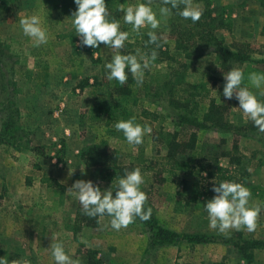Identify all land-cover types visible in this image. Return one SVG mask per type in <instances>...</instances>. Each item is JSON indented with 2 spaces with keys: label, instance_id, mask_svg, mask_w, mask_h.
<instances>
[{
  "label": "rangeland",
  "instance_id": "374dc122",
  "mask_svg": "<svg viewBox=\"0 0 264 264\" xmlns=\"http://www.w3.org/2000/svg\"><path fill=\"white\" fill-rule=\"evenodd\" d=\"M9 2L0 0V9ZM139 2L143 0H106L117 19L124 15L118 10L120 3ZM194 2L203 12L208 8L220 17L222 26L216 30L217 36L229 48L245 52L250 60L224 62L212 51L187 59L177 49L173 27L194 25L191 20L173 14L164 17L156 30L160 47L154 44L145 47L146 33L150 30L145 27L140 32H131L129 41L119 50L121 54L134 53L137 48L149 54L152 49L157 51L156 60L150 62L145 72L143 85L134 81L128 99L111 96L112 81L106 78L104 65L114 51L103 44L96 49L80 46V38L68 19L76 9L74 0H34L33 6L14 20L0 22V49L4 52L0 58V105H8L11 99L16 103L24 137L21 147L15 148L2 143L0 136V257L7 256L9 260L26 257L32 264H54L47 249L57 234L66 251L80 264H159V254L169 255L170 252L145 249L149 237L140 225L115 231L110 227L111 218L105 216L98 226H87L88 216L67 189L78 179L95 181L102 189L112 184L115 188L118 182L104 180L107 172L82 158L84 150L97 145L100 152L108 148L116 151L121 166L141 168L147 204L166 227L181 234L204 233L225 240L203 244L185 259L182 254L178 256L181 263L176 258V264H264V249L248 248L244 253L254 255L249 263L240 253L244 246L238 249L231 243V240L264 242V210L254 231L231 229L220 233L209 228L204 207L215 195L212 192L215 178L209 176L213 172L209 165L215 159L230 170L233 175L230 180L250 189V205L264 203V134L242 114L235 98L223 97L224 72L240 67L245 73L243 84L264 100L261 90L252 88L247 79L252 72L264 74V64L260 62L264 60V20L256 26L250 24L253 32H242L250 36L237 38L232 30V6L217 9L216 0ZM152 6L158 11L160 0H153ZM33 13L43 16L49 31L48 43L40 47L32 45L19 24L23 16ZM121 23L122 30L130 31V25ZM215 24L218 26L219 22ZM242 26L244 31L248 22ZM259 34L263 37H256ZM175 70L184 73L187 90L205 85L211 99L227 109L222 127L209 124L207 130L199 131L196 148L178 156L173 169L167 163L165 145L167 134L177 131L168 106L169 95L149 81L155 75H169ZM102 105L110 107V114L98 112ZM208 107V102L201 106L200 117L203 118ZM143 110L161 117L156 122L144 120L139 117ZM4 111L0 106V134ZM110 115L116 119L109 122ZM127 116H134L137 122L152 128L139 146L128 145L122 132L114 128L115 121L128 119ZM28 187L31 193L25 194L23 189ZM11 189L18 191L13 194ZM183 245L186 244L180 245L181 252Z\"/></svg>",
  "mask_w": 264,
  "mask_h": 264
},
{
  "label": "clouds",
  "instance_id": "9594fccd",
  "mask_svg": "<svg viewBox=\"0 0 264 264\" xmlns=\"http://www.w3.org/2000/svg\"><path fill=\"white\" fill-rule=\"evenodd\" d=\"M153 0L128 4L120 3L119 11L122 18L117 19L109 10L106 0H74L76 9L71 14V25L79 37L82 47L100 48L101 44L111 49L115 54L104 65L106 78L124 85L131 77L137 85L142 86L145 72L150 68V62L157 58V51L152 49L150 54L137 48L134 53L121 54L119 50L129 41L131 32H140L147 27L148 39L145 47L156 45L160 37L159 29L164 17L178 15L184 20H191L193 24L199 21L203 10L194 0H160L159 10H154ZM127 5V6H126ZM130 25V31L122 30V23ZM23 35L28 37L34 47L46 45L49 41L48 27L39 13L23 16L19 20ZM244 70L232 67L223 74V97L227 100L235 98L238 109L247 117L259 133L264 134V100H260L247 85L243 84ZM252 88L261 90L264 95V74L252 72L247 77ZM114 128L122 132L126 143L139 146L146 135L151 134L152 128L148 124L137 122L136 117L121 119L114 123ZM55 162V161H54ZM144 174L140 167L125 170L118 178L116 187L102 189L92 180L78 179L73 182L67 192L73 194L79 201L84 215L92 218L110 217V227L115 231L127 228L138 218L148 221L152 217V208L147 205L148 195L142 190ZM212 192L215 194L204 204L208 214L209 228L220 233H227L231 229L237 231L245 229L252 232L256 229L257 218L264 203L250 205L251 191L243 183L232 180L213 182ZM49 250L54 264H80L66 251L62 239L58 234L51 239ZM0 264H32L26 257L11 259L0 257Z\"/></svg>",
  "mask_w": 264,
  "mask_h": 264
},
{
  "label": "trees",
  "instance_id": "16d2710c",
  "mask_svg": "<svg viewBox=\"0 0 264 264\" xmlns=\"http://www.w3.org/2000/svg\"><path fill=\"white\" fill-rule=\"evenodd\" d=\"M33 4L34 0H10L7 5L0 9V22L14 20L20 12L32 7ZM110 12L117 18V14L114 11L110 10ZM217 22H219L218 26L215 24ZM193 25L194 26L191 27L184 25H175L173 27L174 35L177 36V49L181 50L187 59H191L193 56L202 57L210 54V51H212L216 52L224 62L239 63L250 60L245 52L239 49L229 48L225 45L224 40L217 36L216 30L222 26V22L219 16L213 14L212 10L207 8V10L203 12L201 19ZM196 45L199 46L197 47ZM3 55L4 52L0 49V58ZM260 62L264 64V60ZM173 73L169 75H155L151 78L149 83H155L156 87H161V90H167V94L169 95L168 106L171 110V116L175 121V129H177V131L167 134L165 145L167 148V163L174 169L175 163L179 159L178 156H184L189 150H194V148H196L199 131L207 130L209 124L215 127H222L223 116L227 108L211 99V93L205 85L193 86L187 90V83H185L183 79L184 73H178L176 70ZM133 83L134 80L131 77H129V80L124 85L112 81L113 88L111 96H117L120 99H128L132 95L131 85ZM9 86L10 81L8 84L6 83V88L9 89ZM207 102L209 103L208 111L202 118L200 117L201 106ZM0 106L3 108V111L5 110L4 122L0 134L3 139L1 142L15 148H20L23 144L24 137L22 135L23 129L19 123V111L16 103L11 99L8 101V105L1 104ZM98 112L110 114L111 109L106 105H102L99 107ZM139 117L144 120L156 122L161 115L143 110ZM127 118L129 119L130 116H127ZM115 119L116 118L110 115L108 121L111 122ZM155 139L159 140L158 137H155ZM82 158L85 159L87 163L90 162V164L101 167L103 171L107 172L106 178H103L104 180H118L119 177L123 176L126 169H133L131 166H121L119 164L116 151L108 148L100 152L97 145H93L87 150H84ZM215 160L213 161L214 163L209 165L213 169V172L210 173L209 176L215 178V183L232 179L233 175L230 174V170L220 165V163ZM213 186L214 184L212 187ZM152 210V217L150 220L141 221L137 218L134 223L130 224V226L140 225L148 234V251L163 247L180 246L182 244H187L191 248H194L196 245L225 241L222 240L221 237L204 233H178L166 227L158 218L154 208ZM85 220L87 226L96 227L99 224L100 218L86 217ZM231 243L238 249L242 247L241 245L244 246L240 253L243 254V260L249 263L252 262L254 255L244 253L248 248L250 251L264 249V242L261 241L242 240L241 243V241L235 242L231 240Z\"/></svg>",
  "mask_w": 264,
  "mask_h": 264
},
{
  "label": "crops",
  "instance_id": "0c3cea01",
  "mask_svg": "<svg viewBox=\"0 0 264 264\" xmlns=\"http://www.w3.org/2000/svg\"><path fill=\"white\" fill-rule=\"evenodd\" d=\"M232 6L233 12L231 13V20L233 21V34L239 38L242 36L248 37L250 34H243L242 32H245L249 30L250 32H253L250 28V24L257 25L258 22L261 20H264V0H216L215 2V8L217 9H223L224 7ZM219 13V12H218ZM217 13V14H218ZM259 15H263L262 17H259ZM245 22H248V27L244 29L243 31V25ZM257 35L256 37H263V35ZM13 175L10 174V177L8 178V181L11 183L13 181ZM13 194L18 190L11 189ZM23 192L25 194L31 193V188L28 187L23 189ZM102 224V223H101ZM173 230V229H172ZM175 231V230H174ZM177 232V231H176ZM179 233V232H178ZM192 234V233H191ZM203 244L196 245L194 248H191L189 245H183L184 249L181 252L180 246H170V247H163V248H157L153 250V252H170L169 255L167 253L165 254H159L157 256V259H159V264H176V258L177 261L181 263L180 255H184V259L186 256L191 253L193 250L195 251L198 248H201ZM147 249V245L146 248ZM173 250H175V257L172 255L174 254ZM172 252V253H171ZM255 253V252H254ZM180 256V257H178ZM185 263V262H184Z\"/></svg>",
  "mask_w": 264,
  "mask_h": 264
}]
</instances>
